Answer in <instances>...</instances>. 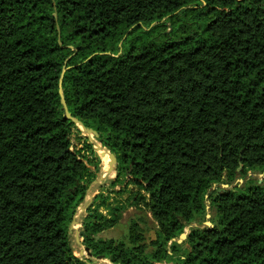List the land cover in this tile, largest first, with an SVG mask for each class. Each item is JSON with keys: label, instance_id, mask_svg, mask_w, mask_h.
Returning <instances> with one entry per match:
<instances>
[{"label": "trees", "instance_id": "obj_1", "mask_svg": "<svg viewBox=\"0 0 264 264\" xmlns=\"http://www.w3.org/2000/svg\"><path fill=\"white\" fill-rule=\"evenodd\" d=\"M65 67L72 117L117 157L111 185L139 188L108 215L102 194L89 205L87 259L70 227L100 170L71 150ZM249 172L264 173V0H0V264H264ZM208 205L214 227L189 228ZM129 208L123 238L97 237Z\"/></svg>", "mask_w": 264, "mask_h": 264}, {"label": "rangeland", "instance_id": "obj_2", "mask_svg": "<svg viewBox=\"0 0 264 264\" xmlns=\"http://www.w3.org/2000/svg\"><path fill=\"white\" fill-rule=\"evenodd\" d=\"M170 28V26H168ZM171 30V29H170ZM84 140L87 141L88 144H91L89 140H87V138H85V136L83 135L82 130L75 126L72 130V135H71V142H72V151H81V156H85V158H87L86 162H89L88 160H90L93 165H90L91 169L93 171L97 170V167H95V164L98 165L99 168V173L97 174V180L101 179V177L103 176L104 172L107 170L108 168V160L107 158H103L104 156H102L99 151H97L94 147L92 148V150H88L86 151L84 149L85 147V143ZM109 159V158H108ZM117 177V173H114L112 175L106 176L105 180L98 185H94L91 189V196L89 195L86 198V201L84 203V207L88 206L90 203L94 202L93 204V208L96 209L98 207V205L101 203V200H95L97 196H100L101 194L104 196V198H106L107 203L105 207H101V212L104 215H108L109 214V210L108 208H115L117 206H121L122 204H126L127 200L129 198L132 197V195L135 193V191H137L139 188L131 183V177L130 176H126V178H122L121 182L118 183V185L113 186L111 185V182L114 181ZM250 179H254V180H258L260 181L259 183H261V181L264 180V173L261 172H249L247 179L246 180H250ZM240 180H242V182H240ZM245 182V180L243 179H239L234 185L230 186L229 188H223L221 187L220 190H225V189H231L233 188L237 183L241 185H243ZM214 188H217L216 186ZM209 204V202H208ZM88 209V207H87ZM87 209L86 210H82L80 211L77 216H76V221L77 224H75V227L78 228L79 231H82V220L88 215L87 213ZM211 215V218L209 219V221L212 220L213 218V213L209 212ZM138 214H140V211L136 210V208H129L128 210H126L124 212V216L123 219L121 221V224L119 227L105 231L101 234H99L97 237L101 238V239H110V238H114V239H121L124 237L125 234H127L128 228H129V224L131 223L132 220L136 219V217L138 216ZM148 224L150 223V225H152L154 223L151 215H149V217H146ZM208 221V220H206ZM205 221V222H206ZM205 222L203 223V225H200L199 223H195L193 226L199 227V226H205ZM212 222V221H211ZM187 233H189V228H187ZM149 236H154V233L151 232L150 234H148ZM71 240H72V244H73V248H74V254L77 257H80V251H81V247L77 244L76 242V234L75 231L71 232ZM82 242H84V239H81ZM84 259H87L88 257L85 255L83 257ZM98 264H111V262L106 259L104 261H99ZM157 264H174V263H169V262H165V263H157Z\"/></svg>", "mask_w": 264, "mask_h": 264}, {"label": "water", "instance_id": "obj_3", "mask_svg": "<svg viewBox=\"0 0 264 264\" xmlns=\"http://www.w3.org/2000/svg\"><path fill=\"white\" fill-rule=\"evenodd\" d=\"M57 16V15H56ZM69 68H63V71H62V74H61V77H60V82H59V95H60V98H61V104L63 106V109H64V115H65V118L72 121L77 127H79L82 132H83V135L85 136V138H87V140L90 141V143L93 145V147L99 151V153L102 155V156H106L108 154L109 156V163H108V168L107 170L104 172L103 176L101 177V179H98L96 180L95 182H93L88 191H87V194L91 196V189L94 185H98V184H101L106 176H109V175H112L114 173H116V166H117V157L114 153H112L107 147L103 146L102 144V141H101V138H100V134L94 130L93 128H89L87 127L82 121H80L79 119L77 118H74L72 117L70 111H69V108H68V105H67V102H66V98H65V95H64V90H63V81H64V75L66 73L67 70H69ZM242 168H240L241 170ZM240 182H242V180H240ZM223 188H229L230 186L229 185H222ZM219 191H222L219 189ZM206 198H209V195L206 196ZM91 204V203H90ZM89 204V205H90ZM86 206L84 207L83 205H81L79 207V209L77 210L75 216H74V219H73V222L71 224V227H70V233L72 231H75V234H76V242L77 244L81 247V251H80V257L81 259H83V257L86 255L88 258H91L93 255H92V252L90 250L89 247H85L83 245V242H82V238L84 239V236H85V232L82 230V231H79L78 228L75 227V224H77V221H76V216L77 214L80 212V211H84L87 209ZM209 209H210V206L208 205L207 206V211L209 212ZM207 220L205 222V226H207L208 228H213L214 227V224L209 221V219L211 218V215L210 213H207V216H206ZM195 224V222L193 223V225ZM193 225H190V227H192ZM188 237V233H187V229L185 230V232L180 236V238L177 240V242L179 244L183 243ZM106 260L105 259V256L103 255H100L98 256L94 261L93 263H89V264H98L99 261H104ZM112 264V263H111Z\"/></svg>", "mask_w": 264, "mask_h": 264}, {"label": "bare ground", "instance_id": "obj_4", "mask_svg": "<svg viewBox=\"0 0 264 264\" xmlns=\"http://www.w3.org/2000/svg\"><path fill=\"white\" fill-rule=\"evenodd\" d=\"M103 158H107V160H108V162H109V156H108V154L106 155V156H104Z\"/></svg>", "mask_w": 264, "mask_h": 264}]
</instances>
